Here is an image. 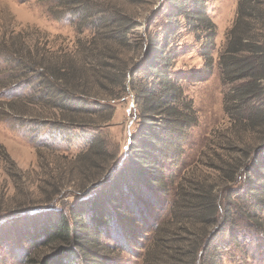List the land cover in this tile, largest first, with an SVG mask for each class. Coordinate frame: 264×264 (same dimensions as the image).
Segmentation results:
<instances>
[{
	"label": "rangeland",
	"instance_id": "obj_1",
	"mask_svg": "<svg viewBox=\"0 0 264 264\" xmlns=\"http://www.w3.org/2000/svg\"><path fill=\"white\" fill-rule=\"evenodd\" d=\"M76 1L80 3L73 4V0H0V38L9 42L17 33L16 46L22 51L31 50L39 58L55 60L57 65L64 58L79 62L88 72L89 82L83 79L85 87L94 96L110 95L120 58L129 67V73L136 68L138 77L146 74L140 64L145 61L149 34L160 33L163 38L169 31L166 20L172 17L171 0ZM238 4L239 0H207V12L217 26L215 47L211 51L214 57L211 72L207 71L203 56L205 41L187 26L185 17L173 16L175 22L178 20V29L169 47L176 52L170 74L182 84L184 96L191 101L198 119L189 129L180 159L163 162L166 189L156 196H148L153 206H138L135 202L132 205L137 209L135 219L129 222L116 219L105 228L99 264H156L147 259L148 246L154 242L156 224L169 219L170 209L182 193L179 191L182 186L186 191L196 182L214 185L213 191L230 207L232 204L247 206L250 193L264 195L252 187L260 183L264 188V126L251 128L248 121L243 120L247 101L239 99L236 90L245 79L226 81L220 65L228 31L237 17ZM84 5L118 10L131 19L132 27L124 31V37L119 35L122 40L111 39L113 43L109 45L112 47L106 48V52H100L99 47L92 51L90 39L97 25L94 17L88 18V13L80 14L79 9ZM261 8L264 9V3ZM252 18L248 36L258 37L264 26L257 13ZM47 50H52L51 54ZM11 51H0V264H25L30 256L42 252L50 254L49 249L36 246L37 234L31 236L36 233L35 227L39 229L43 219L52 217L58 210L74 213L84 208L88 196L92 195L91 190L83 189L88 182L86 177L94 175L97 169L93 166L89 169L86 162H82L88 140L95 135L103 142L105 138L111 156L119 154L118 172L126 163V150L131 135L139 127L140 113L134 92L128 87L123 97L111 102L114 111L101 110L102 116L90 120L104 126L58 128L60 112L17 87L22 94L13 104L17 106L19 102L24 107L33 101L37 110L34 114L40 117L41 123L32 124L30 119L8 108L6 100L11 92L2 87V78L14 72L18 75L14 65L20 62L12 59ZM104 54L112 58L104 59ZM15 75L11 77L17 79ZM128 77L129 83L131 75ZM108 118L111 119L106 122ZM240 163L242 167L234 175V166ZM98 187L94 186L93 192ZM54 196L52 202L46 201ZM37 210L49 216L41 217L40 224L33 222L32 215L21 216V213ZM256 218L264 227V208ZM236 222L238 224H229L217 231L213 237L211 248L217 247L216 252L221 256L219 264H264V232L247 219ZM77 264H94V261L80 257Z\"/></svg>",
	"mask_w": 264,
	"mask_h": 264
},
{
	"label": "trees",
	"instance_id": "obj_2",
	"mask_svg": "<svg viewBox=\"0 0 264 264\" xmlns=\"http://www.w3.org/2000/svg\"><path fill=\"white\" fill-rule=\"evenodd\" d=\"M72 3L80 2L73 0ZM171 3L172 17L166 20L169 31L163 38L160 33L149 34L145 61L140 64L146 74L138 77L136 68L129 73V67L120 58L115 71L118 74L115 73L112 78L115 81L113 88L106 97L90 94L83 82L84 78L89 82L88 72L82 69L79 62L64 58L57 65L55 60L39 58L31 50L22 51L16 46L17 33L9 42L0 38V51L12 50L9 52L14 54L12 59L20 61L14 65L18 75L14 72L2 78V87L11 92L6 100L8 108L21 117L30 119V123H41L40 117L34 114L37 110L33 101L27 102L24 107L19 102L17 106L13 104L14 99L18 100L17 97L22 94L20 90H16L17 87L25 90L28 96H34L36 101L44 102V105L60 112L62 117L58 128L104 126L102 122L101 125L92 122L94 117L102 116L101 110L114 111L111 102L123 97L128 87L134 92L140 113L139 127L131 135L130 146L126 150V163L118 172L116 161L119 154L111 156L105 138L103 142L101 137L95 135L88 140L82 162H86L89 169L92 166L97 169L94 175L86 177L88 182L83 189L91 190L92 195L88 196L84 208L80 207L74 213L58 210L52 217L41 215L43 210L21 213V216L32 215L33 222L37 224L41 223V217H49L43 219L39 229L35 227L36 233L31 236L37 234L36 246L49 249L50 254H35L27 258L25 264H77L80 257L99 264L98 255L102 249L101 237L105 228L111 226L116 219L124 222L135 219L137 209L132 206L135 202L138 206L152 207L153 202L148 196H156L165 191L163 162L180 159L189 129L198 119L191 101L184 96L182 84L170 74L176 52L169 47L178 29V20L175 22L173 16L185 17L187 26L205 41L203 56L208 72H211L214 65L211 51L215 47L217 32V26L207 12V0H171ZM263 3L264 0H239L237 17L228 31L226 50L220 57L226 81L245 79L236 94L239 99L247 101L248 107L243 112V120L248 121L251 128L264 126V31L258 37L248 36L254 13L258 14L259 21L264 26V9L261 8ZM79 10L80 14L88 13V18L94 17V24L97 25V31L90 39L89 47L92 51L99 47L100 52H106V48L112 47L109 45L113 43L111 39L122 40L123 38H118L119 35L124 37V31L132 27L131 19L113 8L100 10L84 5ZM50 51L52 50L46 52L51 54ZM103 58L112 57L104 54ZM86 66L89 68V64ZM129 74L131 80L128 83ZM13 75L17 79L11 77ZM234 167L236 175L242 163ZM98 185L93 192L94 186ZM257 185L252 187L264 194L263 184ZM184 188L182 186L179 189L182 193L178 194L171 207L169 219L156 224L154 242L149 244L147 251V259L153 263L219 264L220 253L216 252L217 247L211 248L213 237L227 225L238 224L236 221L240 219L251 221L252 225L264 232V227L255 219L264 208V195L250 193L247 206L232 204L230 207L213 191L214 185L196 182L190 185V190L185 191ZM55 197H49L46 201L49 199L50 203Z\"/></svg>",
	"mask_w": 264,
	"mask_h": 264
}]
</instances>
